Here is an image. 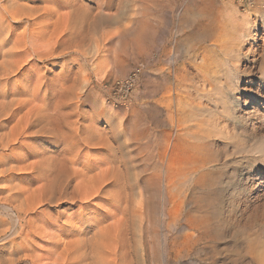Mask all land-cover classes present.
Masks as SVG:
<instances>
[{"label":"rangeland","instance_id":"rangeland-1","mask_svg":"<svg viewBox=\"0 0 264 264\" xmlns=\"http://www.w3.org/2000/svg\"><path fill=\"white\" fill-rule=\"evenodd\" d=\"M10 1L21 2L20 5L29 3L34 9L41 8L36 7L42 4L44 10L42 8L38 14L43 17L34 19L36 16L30 17L26 13L28 16L20 20L18 16L6 13L8 20L3 25L8 29L11 27L14 40L26 28L30 32L43 27L39 38L53 49H48L47 45H44L46 48H35L44 55L48 51L55 54L53 57L49 54L36 57L35 64L33 61L23 64L21 73L11 76V88L7 89L18 90L25 86L28 89H23L27 92L21 97L34 98L38 93L40 100L48 99L47 106L41 108L42 113L54 114L53 125L69 140L77 136V139L93 138L90 143L82 140L75 153L96 162L117 159L122 169L129 166L133 181L140 182V178L161 171L159 146L172 130L170 121L178 113L181 101L202 100L209 105L207 98L213 102L216 99L212 95L200 98L203 90L223 87L229 93L233 110L226 112L221 103H214L217 114L212 115L213 124L219 136L216 137L218 142L206 147L207 166L199 172L178 177L175 187L170 189L185 200L183 214H157L156 196L144 186L152 208L149 214L139 218L134 242H129L127 234L123 235L125 231H118L120 236L114 240L102 236L103 240L98 238L81 246L75 245L77 249L70 245L69 249L67 245L77 237V231L74 229L75 218L73 222L67 221L71 214L81 213L82 206L79 202H49L55 196V187L50 184L55 167L67 168L65 161L63 168L60 161L62 147L49 134L36 135L35 127L25 137L10 141L9 147L0 144V264H264V148H257L264 140V134L253 132L255 127L264 128V0H253L258 12L251 20L242 16L243 11L236 0H231L232 6L229 0H113L111 8L100 10L101 22H96L99 18L96 9L103 0H73L83 5L78 7L72 22L59 20L57 24L66 31H59L58 36L53 35L57 25L54 24L55 14L53 17L49 11L45 12L47 5L51 4L52 9L58 7L55 0ZM2 2L0 0V4ZM12 7L11 4L10 11L19 12ZM233 9H237V14H233ZM25 10L20 13L27 12ZM92 13L96 14L93 16ZM85 18L91 24L94 22L92 26ZM95 24L97 27L93 30ZM47 26L49 28L44 29ZM53 36L54 41L51 40ZM25 46H29L28 53L33 52L31 43ZM35 65L38 68L34 69ZM136 69L140 74L128 99L115 98L113 83L127 78ZM37 74L45 80L35 79L40 76ZM30 105H26L21 113ZM0 118L3 120L0 136L12 134L17 118ZM234 123L247 131L243 134L248 144L247 157L240 163L236 158L241 156V148L230 139ZM160 139L162 141H158ZM22 159H28L27 163L34 161L37 173L40 170L39 176L32 168L19 167L20 162L24 164ZM201 173L212 181V186L206 190L196 188V177ZM37 178L42 182L39 183ZM254 181L258 184L252 186ZM45 182L49 186H43ZM41 183L43 188L51 190L45 191ZM32 185L33 189L39 188V193L35 191L36 198H43L44 203L34 202L32 209L35 212L13 207L19 214L15 211L8 214L2 205L17 206L15 202L24 199L22 196L21 200H13L14 187H25V190ZM141 187L138 184L137 189L141 190ZM103 212L101 209L100 214ZM85 213L90 212L86 210ZM15 215L19 222H14ZM205 219L207 224L201 226ZM110 222L109 219L105 224ZM61 229L65 233L58 235Z\"/></svg>","mask_w":264,"mask_h":264},{"label":"bare ground","instance_id":"bare-ground-1","mask_svg":"<svg viewBox=\"0 0 264 264\" xmlns=\"http://www.w3.org/2000/svg\"><path fill=\"white\" fill-rule=\"evenodd\" d=\"M45 1H47V0H45ZM10 2H11L10 0H3V2L0 4V13H1L0 14V82L1 83L0 84L2 85V86L0 85L1 86V88H0V117L3 116L4 118H17V121H16V123L12 129V134H11V132H8L6 134L3 133L0 136V144L3 145L4 147H6V146L9 147V144H11L10 141H16L21 136L25 137L26 133L35 127L36 128V131H35L36 135L41 136L43 134H49L51 136V138L55 139V142L59 146L62 147L61 151L63 153H62V157H61L60 161H62V164H61L62 168L64 167L63 166L64 161L66 162V163L64 162V164H66L65 167H67V168H64L66 170V172H63L64 169L63 170L60 169L61 165H58L60 168L55 167V172H54V174H52L53 177H51L52 181L50 180V182H51L50 184L52 185V187L53 186L55 187V188L53 187L55 189V191H54L55 196H52L49 199L50 200L49 202H51V200L52 201L55 200V204H58V202L59 203L77 204L79 202L81 204L80 207L82 206V209H83L81 211V208L79 207L81 213L78 212L79 214H75V215L71 214L72 217L71 216H70V218L68 217L69 219H68L67 223L69 221L71 222L72 219L75 218L74 229H75V231H77V232H75V233H77V237L75 236L76 238L72 239L73 242L70 243L67 241L68 243H70L69 245L66 244L68 246V248L69 249H70V247L75 248L77 245L81 246L83 243H87L88 241L96 240V239L98 240V238H100L102 236L103 237L108 236L114 240L118 236H120L118 234V231L119 232L123 231V233L125 231L126 233H124L123 235L125 236V234H127L128 235L127 239L129 240V242H134L135 241L136 226H137V222L139 221V218L143 214H149L151 211V208H152V207H150L151 204L149 202V199L145 196L144 186H146L149 190H152V192H154L153 194L156 196V199L158 201L156 204V213L157 214H164V216H166L167 214H183V207L185 204V200H183V198H178L176 196V194L171 192L170 189L175 187L178 177H181L187 173L193 174V173L199 172L200 169H203L207 166L206 161H205L206 147L208 145L213 144L214 142H218L216 137L219 136L217 129H216V126L213 124L214 118L212 117V115L217 114V105L214 103H218V102L221 103L224 111H226V112L232 111L233 110V103H232L231 99H229L230 97H229L228 91H226V89L223 87H215V86H212L210 90H203V92H202L203 94L200 98H205L207 95H212V97H214L216 99V101L213 102L211 98H207V100L210 101L209 105L208 104L205 105L202 100L195 101L192 99H188V100L181 101L180 107L177 110L178 113L173 115V117L171 118V121H170V126L172 127V130L169 134L166 135L163 142L161 143V146H159L158 153H159L160 161L162 163L161 171L154 173V174H151V175L149 174V175H147V177L140 178V180H141L140 182L133 181V179L131 177L130 170H129L130 169L129 166L126 165V166H124V169H122L118 165L117 159H116V161L104 160V162L103 161L102 162H98V161L96 162L95 160L88 158V156H83L79 152L75 153V150L79 147V143L82 140L84 143L85 142L90 143L94 140L90 136L85 137V138L81 137L79 139H77V137H78L77 136V137H75L76 139L73 137L74 139L69 140L62 133H58V131H57L58 129L55 128V125H53V119H54L55 115L51 114V113L50 114L49 113H47V114L42 113L43 109L41 111L42 107L47 106L48 99L45 100L43 98L44 100L43 99L40 100L41 98L39 99L37 96L38 93L36 95H34V98H30L31 97L30 95H29L30 97H28V98L27 97H21V95H24L27 92L26 89H28V88H26L25 86L24 87L26 89H23L24 88L23 87V88H19L18 90L15 89L16 91L11 90V89H7L10 87L9 81L11 79V76L13 74L20 72L21 69L23 68V64H28L29 62H31L33 60L35 61L36 57H40V56L44 55V54L39 53V50L35 47L40 46V48H41V46L47 45V42H46V44H44L39 38V36H40L39 33L42 31L43 27L37 28V31L31 29L32 31H30V32L26 28L23 30L22 33H20V35H18L17 38H16L17 34L14 32L16 34V36H15L16 39L14 40V37L12 36V31H10L11 27H10V29H8L9 27L7 28L6 25H3V22L5 23V20L7 19L6 18L7 14H8V16L10 14L12 17L18 16L17 18H20V20L23 19V16H28V15H26V13L30 14V17L36 16L34 19H39V18L43 17V14H41V13H40V15L38 14L39 11L42 10V8L44 10V7L41 6L42 4L41 3H40V5L36 4L37 5L36 8H38V6L41 7V8H39L40 9L39 10V9L30 8L31 6L29 7V3L28 4L25 3L27 5V7H26L25 4H23L24 6L20 5L21 2H19L20 4L14 3L15 1L11 2V3ZM228 2L230 5L232 4L231 0H229ZM11 4L14 7H16L17 8L16 10H19V12L18 11H13V12L10 11L11 9H9V8H10ZM55 4H58V7L54 8V6H53L54 9L51 8L52 6L49 7L51 4L50 5L46 4L48 7H45V12L49 11L50 14H52V15L55 14L56 19H55L54 24H57L59 22V20H61V18L63 20H65L67 23L72 22L73 15L79 11L78 7H82V5H83V3L77 4V2L75 3V1H73V0H55ZM34 5L32 7H35ZM111 5H113V0H103V2L101 4H99L97 9H96L97 10V17L101 16L100 10L103 7H108V6L110 7ZM116 6H118V5H116ZM14 7H12V9ZM239 7L241 8V6H239ZM25 9H30L31 11L25 10ZM64 9H66V10L63 11ZM20 10H22V11L25 10L27 12L20 13ZM241 10L243 11V13H241L242 16L244 18L249 17L250 20L252 19V16L258 12V9L255 6V3L253 0L249 1L248 7H245L244 9L241 8ZM45 12H44V14L49 16V14L45 13ZM82 12H83V10H82ZM82 12H80V13H82ZM232 12L235 15V14H237L238 11H237V9H233ZM4 14H6V16ZM90 14H91V12H90ZM94 14H96V13H94ZM94 14H93V16H94ZM83 15H85V14L83 13ZM11 16H10L9 20L11 19ZM86 16H81V17L83 18ZM53 17H54V15H53ZM90 17H89V19H90ZM101 18L99 17L98 19H96V22H99ZM15 19H12V20H15ZM85 19H87L89 21L88 18H85ZM92 19L94 20L93 17H92ZM25 20H24V22H25ZM65 21H63V22H65ZM29 22H26V24ZM94 22H95V20H94ZM37 23H39V22H37ZM50 23H51V21H50ZM89 23L91 24L90 21H89ZM41 24L43 25L44 23L41 22ZM92 24H91V26H92ZM11 25L12 24H10V26ZM57 25L55 28H53L55 30V31H53L54 32L53 35L58 36L63 31H66V30L63 27H61V25L60 26L58 25L59 27ZM62 25H63V23H62ZM81 25L82 24H80V26ZM49 26H47L44 29L49 28ZM31 27H33V26H31ZM72 27H73V25H72ZM72 27H71V30H72ZM95 27H97V25L94 26V29L92 27V29L95 30L96 29ZM81 28H83V27H81ZM98 28H99V26H98ZM34 29H35V27H34ZM49 30H51V29H49ZM68 30H69V28H68ZM59 31H61V33L57 34ZM47 32H49V31L46 30V33ZM46 33H44V34H46ZM70 33H72V32L70 31ZM51 34H52V32H51ZM49 35H50V33H49ZM64 36H65V34H64ZM50 37H51V35H50ZM59 37H61V36H59ZM46 39H47V41H49L48 40L49 38H46ZM54 39H55V36H53V38L51 40L54 41ZM49 42H51V41H49ZM56 42H57V40H56ZM28 43L29 44L31 43V49L33 50L32 53L30 51H29L30 53H28L29 46H25V44L27 45ZM53 45H55V43H53ZM50 46H48L47 48L53 49V47L50 48ZM45 51H46V49H45ZM34 52H35V54H34ZM53 52L51 54H49L50 52L48 51L47 53L49 54V56L50 55L52 56L55 54ZM42 53H44V52H42ZM34 61H33V63H34ZM25 68H28V67H25ZM29 68H31L30 65H29ZM35 68H38V67H36V65H35L34 69ZM25 72H26V70H25ZM38 73H39V71H38ZM32 74H33V72H32ZM24 75H25V73H24ZM39 75L40 74H37L36 76H39ZM32 76H34V75H32ZM40 77H41V75L35 79H37V80H38V78L43 79L42 77L41 78ZM28 78H26V79H28ZM37 80H36V82H37ZM43 80H45V79H43ZM27 81H31V80H27ZM42 81H40V83L44 82V81L43 82ZM32 82H31V84H32ZM36 82L35 83L33 82V83L37 84L38 82L37 83ZM28 83H30V82H28ZM40 83L37 85H39V86L43 85ZM46 85L47 84H45V87H46ZM32 86H35V85H32ZM36 86H35V88H36ZM35 88H34V92L36 90ZM37 88L39 89V87H37ZM39 90H41V88ZM39 90H37V91H39ZM41 92H42V90H41ZM33 94H35V93H33ZM33 94H31V95L33 96ZM37 99H39V100H37ZM75 99H77V97ZM37 101H39V102L36 103ZM66 101H68V100H65V102ZM245 101L247 102V99ZM30 104H32V105H30ZM26 105H30V107L26 112H24L22 114L21 112L24 109V107H26ZM45 110H46V108H45ZM158 112H159V110H158ZM174 112H176V111H174ZM0 125H3V120H0ZM240 129L241 128H238V126L234 123L233 124V136L230 138L232 143L237 144V146H239L241 148L239 150V153L241 152V156L236 158V162H239V163L241 162L242 159H245L247 157L246 151L248 149L247 141H245V139L243 138V134L246 133L247 131H246V129H241V130ZM253 132L255 134L263 135L264 134V128L263 127H255L253 129ZM10 136H12L13 138L9 139ZM5 138H6V140H5ZM160 138H161V136H160ZM158 141H162V140L160 139ZM257 148H264V140L261 142V145L257 146ZM33 156H35V155H33ZM26 158H28V157H26ZM28 159H24V160L22 159L24 164L21 165V162H20L19 167H21L23 169L25 168L26 170L28 168H32L34 171L35 167H36V163L34 161L29 162V163L25 162ZM55 159H56V157H55ZM56 161H57V159H56ZM39 162L42 163L41 160ZM40 163L37 164V166L38 165L40 166ZM59 163H61V162H59ZM39 166L37 167L38 170H39ZM48 166H50V165H48ZM48 168H52V167H48ZM48 168H47V171H48ZM28 170H30V169H28ZM35 171L37 173V170H35ZM53 171H54V169H53ZM39 172H40V170H39ZM39 172L37 173V176H39L38 175ZM47 175H48V173H47ZM37 176H35V177H37ZM40 176L42 177V175H40ZM49 178H50V176H49ZM44 179H45V177H44ZM46 180H49V179H46ZM39 181H41V180L38 179V182ZM142 182H144V185ZM211 182H212L211 178L207 177L206 174H202V173L198 174V176L196 177V188L206 190L207 188H210V186H212ZM137 183L139 184L140 187L143 185V187H141L142 188L141 190L137 189V187H138ZM257 184L258 183H256L254 181L252 186H255ZM38 185H39L38 187L40 189L38 187H36L37 190L33 189L34 185H32V187H30L29 189H25V190L23 189V188H25L23 186H22L23 187L22 189L19 186L14 187L15 191L11 195L13 200H15V199L21 200V198H23L22 196H24V199H23V201L22 200L18 201V203L15 202L17 204V206L8 205V204L2 205L4 210H6L8 214H14L15 209L13 207L20 208L19 211H26V212L27 211L29 212L30 210L34 211L32 209V208H34L33 203L36 202L37 204H40L43 202V198L40 197V196H42V194H40V196H39L42 200L40 198H39L40 200H37L38 198H36V197L38 195H36L37 193L35 194V191L38 192V189H39V192H40V190L43 188V186L48 185V183L46 184V182H45L44 185L41 183L42 188L40 187V184H38ZM43 189L45 191H47L48 189L51 190L50 188H48L47 190L45 188H43ZM33 190H34V192H32ZM42 190L40 193L43 192ZM27 193H28V195H27ZM33 193L35 195H33ZM49 194H50V192L48 191L47 195H49ZM51 194L54 195V193H52V191H51ZM45 196H43V197H45ZM35 198L39 202H37L35 200ZM45 199H46V197H45ZM44 201H46V200H44ZM12 203L15 204L14 202H12ZM12 203H10V204H12ZM36 205H35V207H36ZM38 209H39V207H38ZM101 209H104V212L102 214H100ZM86 210H88V212H90L93 215H89L90 213H85ZM15 214H19V213H16V211H15ZM87 214L89 216H87ZM73 215L76 217H73ZM10 217H13V216H10ZM15 217H16V220L14 219ZM15 217H13V219L15 220V221L14 220L13 221L15 223H16V221L19 222L20 219H19L18 215H15ZM60 218H61V216H60ZM109 219L111 222L105 224V221H107V220L109 221ZM48 221H50V220H48ZM56 222H57V224L59 223L58 221H56ZM200 224H202L201 226H205L207 224V220L206 219L203 220ZM63 225H65V224H62V226ZM68 225H70V224H68ZM35 227H36V225H35ZM111 229L114 232L116 231V233L111 231ZM63 232L64 231L62 230L59 233L57 232V234L59 235V234H62ZM90 233H91V236H89ZM55 236H56V234H55ZM99 240H103V239L100 238ZM67 246H66V248H67ZM74 248H73V250H74ZM76 249H77V247H76ZM12 259H13V256H12ZM263 259H264V255H263Z\"/></svg>","mask_w":264,"mask_h":264},{"label":"built area","instance_id":"built-area-1","mask_svg":"<svg viewBox=\"0 0 264 264\" xmlns=\"http://www.w3.org/2000/svg\"><path fill=\"white\" fill-rule=\"evenodd\" d=\"M250 0H236L242 9L248 7ZM140 70L136 69L131 74L124 79L116 80L112 85V91L115 98L120 100L128 99L131 91L133 90L136 82L138 80Z\"/></svg>","mask_w":264,"mask_h":264}]
</instances>
